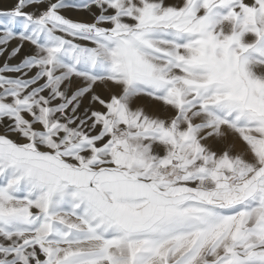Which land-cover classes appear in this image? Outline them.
<instances>
[{
	"label": "snow or ice",
	"instance_id": "obj_1",
	"mask_svg": "<svg viewBox=\"0 0 264 264\" xmlns=\"http://www.w3.org/2000/svg\"><path fill=\"white\" fill-rule=\"evenodd\" d=\"M0 264H264V0H0Z\"/></svg>",
	"mask_w": 264,
	"mask_h": 264
}]
</instances>
